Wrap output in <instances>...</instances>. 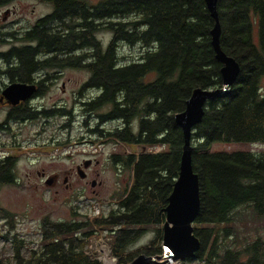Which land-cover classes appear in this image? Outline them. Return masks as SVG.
Wrapping results in <instances>:
<instances>
[{"label": "trees", "instance_id": "1", "mask_svg": "<svg viewBox=\"0 0 264 264\" xmlns=\"http://www.w3.org/2000/svg\"><path fill=\"white\" fill-rule=\"evenodd\" d=\"M55 3L53 17L66 26L64 38L44 35L39 46L56 53L85 49L93 54L90 62L80 67L90 73L82 90L97 89L99 94L83 106L88 113L107 110L98 113L96 127L88 130L90 135L136 148L159 146L162 151L112 155L113 164L132 172V184L118 192L115 209L89 220L71 207L74 219H44L37 247L19 254L22 242L15 236L14 244L19 242V246L13 256L1 258L0 264H101L86 247L104 232L116 264H129L141 254L160 256L164 208L177 179L183 146L174 116L184 111L194 89L222 86V66L215 60L210 38L214 20L204 0ZM216 13L221 51L238 63L240 72L228 94L205 105L202 120L191 135V164L198 176L200 197L193 233L200 249L193 259L181 264H264V239L242 240L238 228L244 220L242 208H249L264 222V153L210 151L215 144L264 143V94L260 86L264 76V0H217ZM254 23L256 43L252 39ZM99 28L111 33L105 48L95 37ZM38 32L34 29L29 35L37 36ZM120 45L138 47L139 58L118 65ZM19 52L24 69L35 66L30 60L32 50ZM81 62L80 57L71 56L56 66L74 67ZM134 120L136 132L131 127ZM109 121H117L121 127L98 128ZM14 169L15 159L0 163V183H10ZM12 216L0 208V220L9 226L7 233L14 229ZM149 227L154 228V238L130 252L129 247Z\"/></svg>", "mask_w": 264, "mask_h": 264}, {"label": "rangeland", "instance_id": "2", "mask_svg": "<svg viewBox=\"0 0 264 264\" xmlns=\"http://www.w3.org/2000/svg\"><path fill=\"white\" fill-rule=\"evenodd\" d=\"M93 0L92 3H96ZM32 4H25L14 10L8 21L15 20L17 16L24 21L21 23L23 34L32 26L35 18L44 12L35 9L31 11ZM257 25L254 23L252 28V39L257 42ZM95 37L102 43L105 48L110 39L111 33L101 28L97 29ZM88 52V51H87ZM141 50L138 47H130L127 45H120L117 50L119 58L118 65L124 66L132 60L139 58ZM90 77L86 70L66 69L62 75L56 77L55 88L51 93V100L48 101L49 109L53 110L54 117L48 120L44 126V133L37 138V132L41 125L45 122L42 119H36L37 125L34 127H22L19 132V141H22L17 146L11 143V136L0 138V143L6 144V147H0V158L13 157L16 154V167L14 169V176H16V185H2L0 186V208L13 214L12 221L14 223L13 231L7 233L9 226L0 220V259H7L15 253V247L22 242L19 254L26 252L28 249H35L37 242L40 239L39 227L44 219L51 222H65L72 218L71 207H76L79 215L87 214L89 204L91 202L98 203L101 214L107 215L110 210L115 209L119 198L117 194L123 193L126 188L132 184V172L129 170H121L119 165L113 164L111 156L125 155V153H135V146L119 144L111 142L107 138L98 139L96 136L90 135L88 128H94L96 122L94 117L90 115L88 118L84 114L82 104L88 102L89 99L97 96L96 91L88 90L78 93L79 86H82ZM154 77V75H153ZM151 80L152 77H148ZM64 85V89L60 90V86ZM260 86L262 94H264V76L261 79ZM76 103V104H75ZM81 103V105H79ZM60 110V111H58ZM107 109H102L98 113H103ZM70 112L71 116L67 115ZM98 113H96L98 115ZM86 121L85 126L83 122ZM38 123L39 127H38ZM119 123H107L104 128H113ZM99 126L98 128H102ZM132 131H137V121L132 122ZM38 128V129H37ZM10 129L13 133H17L18 129L11 124ZM83 137L85 141H92V143L101 144L96 147V153H87L88 148L92 145L78 144V139ZM65 143L61 145V143ZM44 144V145H42ZM194 146V143H192ZM124 148H126L124 150ZM80 150V151H78ZM137 150V149H135ZM138 148L139 154H142ZM164 150V148H163ZM83 151H86L82 153ZM146 152L145 148H142ZM212 152H225L227 154L233 153H264V143H232L229 145L215 144L211 147ZM6 154V155H5ZM86 160H96L97 166L94 165L89 169V173L93 174L96 170L99 176L95 178L102 183L100 189H95L89 185H84L81 190L78 187L66 188L61 183V178L66 171L74 168L76 165ZM37 171L44 172V176L58 177V182L53 185H47L39 180L36 175ZM83 191V194H80ZM121 192V193H118ZM244 220L238 225L240 231V238L246 241H253L260 237L264 239V222L258 221L252 215L249 208H242ZM193 227V225H192ZM154 228L149 227L147 232L139 238L133 245L129 247V251H134L142 246L147 245L154 238ZM106 232L101 233L97 239L91 240L89 246L86 247L91 254H93L101 264H104L103 258L105 253L109 258L115 259L110 253L108 240L106 239ZM7 236V239H5ZM17 238L18 243L14 244L13 237ZM162 247V246H161ZM163 251V250H162ZM163 253V252H162ZM116 264V260L114 261ZM166 264V262L164 263ZM172 264V263H167ZM190 264H198L193 261Z\"/></svg>", "mask_w": 264, "mask_h": 264}, {"label": "flooded vegetation", "instance_id": "3", "mask_svg": "<svg viewBox=\"0 0 264 264\" xmlns=\"http://www.w3.org/2000/svg\"><path fill=\"white\" fill-rule=\"evenodd\" d=\"M88 1L90 5H95L98 0L95 4L92 3L93 0ZM27 3L32 4V13L35 12V9H39L44 13L37 16L32 26L28 27V29L23 34L24 27L21 23L24 20L22 18H19L18 16L15 20L8 21V19L12 15H14V10H18V7H21ZM55 9V0H0V138L6 137V135H10V144L12 145V147L17 146L22 142L19 141L18 138L21 128L36 126V119L45 120V122L41 125L39 131H36L38 136L37 138L39 139L40 135L45 131L44 126L48 123V120L54 117L53 113L55 111L53 112V110L49 109L48 101L51 100L50 95L55 88V82L57 79L56 77L61 76L62 72L66 69L72 68L81 70L80 67L86 66L87 63L90 62V58H92L93 56L91 52H87V50L85 49H78L73 53L66 52V50L56 53L52 48L47 49L39 46L40 38H43L44 35L47 36V38H53L56 34H59L62 39L64 38L62 30L66 26L62 25L64 23L58 21V19L53 17ZM34 29L39 31L38 35L30 36L29 34ZM23 49H30L33 52L30 60L35 64V66L30 69L23 68L24 57L19 52ZM71 56L80 57L82 60L81 65H75L74 67H71L69 65L66 67L56 66V62L59 63V61H63L64 59L70 58ZM17 84L27 85L31 87V91L27 96L23 97V99L18 100L14 104L13 99L10 95H8L7 90L10 86ZM83 86L84 84L82 86H79V94L82 91L88 90H94L98 92L97 89L82 90ZM63 89L64 85L62 84L59 91H62ZM98 94L99 92L97 93V95ZM95 97L96 96H94L93 98ZM91 99H89V101ZM84 104L85 102L82 104V106ZM79 105H81V103H79ZM83 111L87 118L92 115L94 117V121H97L96 124L98 123L96 113L86 112L84 106ZM67 115L71 116L70 112H68ZM115 122L117 121H109L103 123L101 126H103L102 128L105 130H113L116 127H121L120 123L117 122L119 123L118 126H115L111 129L104 128L105 124ZM11 124L17 127V133H13L11 131ZM39 124L40 123H38V127ZM83 124L86 126L87 122L84 121ZM90 129L92 128H88V130ZM83 139V137L78 139V144H76V147L77 145H81L83 143L93 144ZM110 141L112 142V140ZM65 143L67 142L61 143V145H64ZM0 147H6V144L0 143ZM84 152L86 151H83L82 153ZM16 154L17 153H15L13 157L4 156L3 158H0V163H3L6 159H15L16 167ZM86 162H89V164L87 167H84V164ZM97 164L98 162L96 160H84L74 168L68 169L65 175L61 178V183L66 188L78 187L81 190L84 188V185H89L91 188H93V192L95 193V189H100L102 186L101 182L95 180V178L99 176V172L96 170V172L90 174L88 171L92 166H97ZM36 175L39 176V180L41 178L43 183L47 184L49 182L50 186L53 185V182H58L59 179L58 177L47 178L46 176H44L45 174L43 171H37ZM16 179V176H14L11 179L10 183H0V186L11 184L16 185ZM80 194L84 196L83 191Z\"/></svg>", "mask_w": 264, "mask_h": 264}, {"label": "water", "instance_id": "4", "mask_svg": "<svg viewBox=\"0 0 264 264\" xmlns=\"http://www.w3.org/2000/svg\"><path fill=\"white\" fill-rule=\"evenodd\" d=\"M204 2L214 20L210 38L215 60L222 66L220 70L222 86L215 89H194L185 103L184 111L174 116L175 124L182 132L183 146L177 179L164 208L165 220L161 229L163 254L160 256L141 254L129 264H164L168 260L183 262L193 259L200 249V241L194 236L192 227L200 212V197L198 176L193 172L191 164V135L195 126L202 120L205 105L209 101L228 94L240 72L238 63L224 54L220 48V27L216 13L217 0H204ZM30 91L31 87L17 84L10 86L7 93L15 104L27 96ZM88 164L89 162H86L84 167ZM47 185L50 183L48 182Z\"/></svg>", "mask_w": 264, "mask_h": 264}, {"label": "built area", "instance_id": "5", "mask_svg": "<svg viewBox=\"0 0 264 264\" xmlns=\"http://www.w3.org/2000/svg\"><path fill=\"white\" fill-rule=\"evenodd\" d=\"M92 146L90 148H88V153H91V154H94L96 153V147L97 146H100L101 144H97V143H94V144H91ZM142 148H145L146 149V152H143L142 151ZM125 150V149H124ZM142 154H157L159 152L162 151V148L159 147V146H154V147H141V150ZM125 153V152H124ZM125 154H130L129 153H125ZM137 155H139V152H138V148H137V152H136ZM101 211L102 209L100 210V206H98V203H95V202H91L89 204V210L86 214L87 218L89 220L93 219V218H96L98 216H100L101 214ZM113 260L115 261V259H112L111 258V261L112 263L114 264ZM100 262V261H99ZM167 263H172V264H181V262H178V261H171V260H168L166 262Z\"/></svg>", "mask_w": 264, "mask_h": 264}, {"label": "bare ground", "instance_id": "6", "mask_svg": "<svg viewBox=\"0 0 264 264\" xmlns=\"http://www.w3.org/2000/svg\"><path fill=\"white\" fill-rule=\"evenodd\" d=\"M104 264H113L111 261V258H109V255L105 253V256L103 258Z\"/></svg>", "mask_w": 264, "mask_h": 264}]
</instances>
